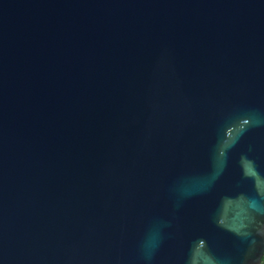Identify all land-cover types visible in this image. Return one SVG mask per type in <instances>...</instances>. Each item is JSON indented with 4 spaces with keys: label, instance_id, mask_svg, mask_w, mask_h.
I'll use <instances>...</instances> for the list:
<instances>
[{
    "label": "water",
    "instance_id": "1",
    "mask_svg": "<svg viewBox=\"0 0 264 264\" xmlns=\"http://www.w3.org/2000/svg\"><path fill=\"white\" fill-rule=\"evenodd\" d=\"M264 0H0V264H261Z\"/></svg>",
    "mask_w": 264,
    "mask_h": 264
},
{
    "label": "trees",
    "instance_id": "2",
    "mask_svg": "<svg viewBox=\"0 0 264 264\" xmlns=\"http://www.w3.org/2000/svg\"><path fill=\"white\" fill-rule=\"evenodd\" d=\"M261 264H264V258H263V260H262V263Z\"/></svg>",
    "mask_w": 264,
    "mask_h": 264
}]
</instances>
